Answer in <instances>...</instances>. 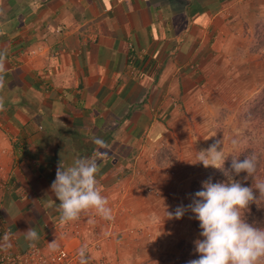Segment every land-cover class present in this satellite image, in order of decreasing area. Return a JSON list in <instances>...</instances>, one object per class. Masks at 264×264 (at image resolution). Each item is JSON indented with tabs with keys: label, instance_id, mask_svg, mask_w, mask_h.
Wrapping results in <instances>:
<instances>
[{
	"label": "crops",
	"instance_id": "1",
	"mask_svg": "<svg viewBox=\"0 0 264 264\" xmlns=\"http://www.w3.org/2000/svg\"><path fill=\"white\" fill-rule=\"evenodd\" d=\"M0 54V252L34 228L75 264H167L194 222L165 208L190 204L198 100L264 86V0H0ZM81 157L111 219L62 224L50 186Z\"/></svg>",
	"mask_w": 264,
	"mask_h": 264
},
{
	"label": "clouds",
	"instance_id": "2",
	"mask_svg": "<svg viewBox=\"0 0 264 264\" xmlns=\"http://www.w3.org/2000/svg\"><path fill=\"white\" fill-rule=\"evenodd\" d=\"M5 73L4 56L0 54V90L5 87ZM3 107V97H0V110ZM220 144L217 140L207 149L197 152L196 162L204 168L223 171L228 155L224 154ZM232 144L236 147L238 141L234 139ZM256 170L255 154L243 160H239L238 156L232 157L231 172L225 173V181L203 182V190L194 194L193 202L187 208L178 206L173 212L165 208L167 219H180L190 210L199 222L200 238L194 241L198 258L189 260L187 264H264V227L248 223L245 216L251 204L264 202V180L257 178L253 187L245 186L235 178L246 173V180L253 177ZM98 171L97 160L92 157L76 158L70 166L60 162L50 188L59 201L62 224L74 222L82 213L89 212L111 219L109 201L102 194L103 189L97 180ZM25 235L33 246L39 239L34 228H29ZM50 245L55 246V241ZM78 255L79 264H87L84 248L79 250Z\"/></svg>",
	"mask_w": 264,
	"mask_h": 264
},
{
	"label": "trees",
	"instance_id": "3",
	"mask_svg": "<svg viewBox=\"0 0 264 264\" xmlns=\"http://www.w3.org/2000/svg\"><path fill=\"white\" fill-rule=\"evenodd\" d=\"M241 115L248 125L241 132L238 146L226 154L228 158L225 161L223 171L214 169L191 180L187 195L188 198H191V203L194 194L203 190V182L211 180L212 183H216L226 180L225 173L231 172L232 157L238 156L239 160L253 154L257 157V170L253 177L245 180L246 173H241L238 177H235L245 186L252 185L254 187L257 178L264 180V86L245 103ZM245 216L248 223L264 227V202L257 205L251 204ZM194 224L195 229L200 232L199 222L196 219ZM178 249L179 252L174 256L171 264H187L189 260L198 258L194 251V242L191 239H181L178 243Z\"/></svg>",
	"mask_w": 264,
	"mask_h": 264
},
{
	"label": "rangeland",
	"instance_id": "4",
	"mask_svg": "<svg viewBox=\"0 0 264 264\" xmlns=\"http://www.w3.org/2000/svg\"><path fill=\"white\" fill-rule=\"evenodd\" d=\"M260 44V43H258ZM228 89V87H226ZM222 89V87L220 88ZM240 89V90H239ZM253 87H249L247 91L252 90ZM242 88H234L233 90H227V92H224L223 94L221 91L215 92V97L218 99L213 100H207L206 97H204V94L200 99L198 100L201 105H204V107L201 109V115L197 119L198 122L196 125H193L194 130L192 128V131L194 132L190 137H194L197 135V138H192V141L189 139L187 143L194 144L195 140L199 141L201 144H195L196 148L195 151L197 152L207 149L212 143L219 140L221 142L220 148L223 147L224 154L226 155L236 147L233 146L232 140L239 141L241 132L243 129L248 125L246 121L242 118L243 108L245 103L259 90H257L255 93H252L248 96V94L242 92ZM200 136H203V139L200 140ZM211 136V137H210ZM209 137V138H208ZM189 144V145H190ZM191 147V145H190ZM192 147H194L192 145ZM200 149V150H198ZM188 157V155L186 156ZM170 160H172V157L170 156ZM175 160V159H174ZM179 160V159H178ZM191 161H195L194 166L196 167V164H200L199 162H196L197 156L193 160L190 158ZM175 163V161H173ZM172 164V166L174 165ZM200 170V171H198ZM213 169L207 170V168H203V165L201 164V167L199 169H193V173H196L197 175L193 176V178L190 179V182L192 179H195L197 177H200L203 175V173H206L208 171H212ZM186 198L190 201L191 198L186 195ZM191 204V201H190ZM194 220L195 216L193 215ZM195 224L193 222L192 230L187 238L185 239H191V241H195L199 237V232L195 229ZM179 252V249L177 253ZM176 253V254H177ZM174 254V255H176ZM174 255L171 256L167 264H171L172 260L174 258Z\"/></svg>",
	"mask_w": 264,
	"mask_h": 264
},
{
	"label": "built area",
	"instance_id": "5",
	"mask_svg": "<svg viewBox=\"0 0 264 264\" xmlns=\"http://www.w3.org/2000/svg\"><path fill=\"white\" fill-rule=\"evenodd\" d=\"M0 264H75V262L66 248L46 253L32 244L23 251L0 252Z\"/></svg>",
	"mask_w": 264,
	"mask_h": 264
}]
</instances>
